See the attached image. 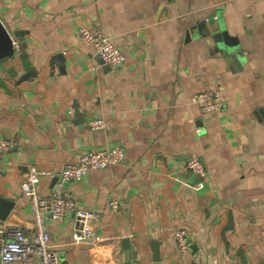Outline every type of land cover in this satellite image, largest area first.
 Returning a JSON list of instances; mask_svg holds the SVG:
<instances>
[{
	"label": "crops",
	"instance_id": "1",
	"mask_svg": "<svg viewBox=\"0 0 264 264\" xmlns=\"http://www.w3.org/2000/svg\"><path fill=\"white\" fill-rule=\"evenodd\" d=\"M0 21L19 45L0 59L10 223L32 234L29 165L57 173L86 149L120 145L125 164L67 186L100 213L91 240L72 242L71 212L47 217L58 264H264V0H0ZM80 25L111 36L124 63L104 64ZM210 89L226 106L200 111L193 95ZM94 117L103 128L89 129ZM189 156L204 176L185 168ZM53 183L42 174L35 187L46 195ZM179 227L191 235L184 254Z\"/></svg>",
	"mask_w": 264,
	"mask_h": 264
},
{
	"label": "built area",
	"instance_id": "2",
	"mask_svg": "<svg viewBox=\"0 0 264 264\" xmlns=\"http://www.w3.org/2000/svg\"><path fill=\"white\" fill-rule=\"evenodd\" d=\"M75 36L82 44L91 47L104 64L117 67L124 63V53L113 43L111 36L99 29L80 25L75 31ZM11 43L13 51H18L17 40L12 38ZM192 100L200 111L216 112L226 106L219 89L198 91L193 95ZM87 125L92 131L98 130L104 127V121L94 117L87 121ZM14 144L13 139L0 136V171L4 168L6 154L14 147ZM118 163H126L125 152L120 145L86 149L80 154L77 162L65 163L57 173L29 165L20 187L29 202V223L32 234L30 235L24 226L12 224L7 219L0 218V264L16 262L30 264L34 260L37 264H58V256L52 248L46 228L47 217L60 220L71 212L74 222L72 242L91 240L94 233L90 223L98 219L100 213L79 206L70 196L67 186L80 181L88 171L104 169ZM184 164L193 175L202 177L206 174L205 166L198 156L187 157ZM42 174L51 178L56 177L46 195H41L35 187L36 179ZM107 208L114 212L119 210V202L115 195L107 198ZM172 236L180 254L190 249L191 235L187 228L175 229Z\"/></svg>",
	"mask_w": 264,
	"mask_h": 264
},
{
	"label": "water",
	"instance_id": "3",
	"mask_svg": "<svg viewBox=\"0 0 264 264\" xmlns=\"http://www.w3.org/2000/svg\"><path fill=\"white\" fill-rule=\"evenodd\" d=\"M14 36H16V33H14ZM11 42H12L11 34L0 21V59L7 58L13 54V48ZM55 179L56 177L53 178L54 181ZM13 206H14V202L10 197L0 196V218L5 220L10 214ZM125 247H127L125 251L127 259H129L130 248L128 247V241L125 242Z\"/></svg>",
	"mask_w": 264,
	"mask_h": 264
}]
</instances>
